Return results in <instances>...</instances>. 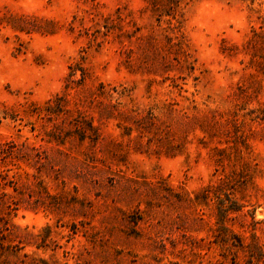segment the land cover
Returning <instances> with one entry per match:
<instances>
[{
    "label": "rangeland",
    "instance_id": "374dc122",
    "mask_svg": "<svg viewBox=\"0 0 264 264\" xmlns=\"http://www.w3.org/2000/svg\"><path fill=\"white\" fill-rule=\"evenodd\" d=\"M152 2L0 0V144L28 154L0 159L18 204L0 264L264 250V0H185L175 19Z\"/></svg>",
    "mask_w": 264,
    "mask_h": 264
},
{
    "label": "trees",
    "instance_id": "16d2710c",
    "mask_svg": "<svg viewBox=\"0 0 264 264\" xmlns=\"http://www.w3.org/2000/svg\"><path fill=\"white\" fill-rule=\"evenodd\" d=\"M184 1L185 0H153L152 7H153L154 12H157L159 16L167 15L171 19H175L179 8ZM71 71H72L71 74L75 73L73 72L75 71V69L72 68V66H71ZM81 75H82L81 78L83 80L85 78V71L82 68H81ZM100 87L102 88L103 85L100 84ZM51 107L52 105H47L48 110L51 109ZM57 111H60V110L57 109ZM86 125L90 131L92 132L94 131V126L92 125V123L88 122ZM79 133H80L79 134L80 139H84L85 135L83 134L81 135V132ZM30 148L32 150H37V148H35L34 146ZM22 153H23L22 149L14 141L5 142L3 144H0V159H6L8 157L13 158V157H19V156L24 157L25 155L28 156L27 153L24 155ZM6 179H7L6 176L0 173V240L10 238L14 234L12 230L13 227L10 224L9 220L7 219L9 211H5V210L18 207V204L15 202L14 199L11 198L9 193L4 191V187L5 185H7V182H5ZM7 181L9 185L13 186L14 190H17V187L14 184V180H7ZM230 209L236 210L237 208H235V206L224 208L222 204L219 206L218 218H217L219 229H224V230L227 229L224 223L227 218V212ZM2 242L0 243L2 244ZM1 244H0V247L4 248L3 245ZM247 247H248V258L245 264H263L264 263V250L261 248V246L258 245V243H254ZM40 261L46 264L45 260L40 259Z\"/></svg>",
    "mask_w": 264,
    "mask_h": 264
}]
</instances>
